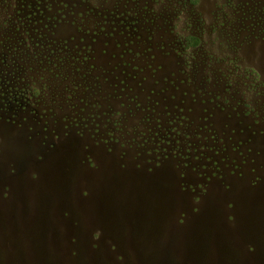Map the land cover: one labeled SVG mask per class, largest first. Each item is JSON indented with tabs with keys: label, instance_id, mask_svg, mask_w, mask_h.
<instances>
[{
	"label": "rangeland",
	"instance_id": "rangeland-1",
	"mask_svg": "<svg viewBox=\"0 0 264 264\" xmlns=\"http://www.w3.org/2000/svg\"><path fill=\"white\" fill-rule=\"evenodd\" d=\"M0 264H264V0H0Z\"/></svg>",
	"mask_w": 264,
	"mask_h": 264
}]
</instances>
